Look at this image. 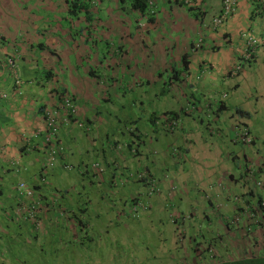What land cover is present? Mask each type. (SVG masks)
Listing matches in <instances>:
<instances>
[{
  "label": "crops",
  "instance_id": "crops-1",
  "mask_svg": "<svg viewBox=\"0 0 264 264\" xmlns=\"http://www.w3.org/2000/svg\"><path fill=\"white\" fill-rule=\"evenodd\" d=\"M13 1L0 0V5L9 6ZM54 1L60 7L51 5ZM65 1L50 0V5L43 4L33 11L37 26L65 24L61 34L66 41L61 46H71L73 51L57 70L50 71L54 68L53 58L43 57L39 51L43 38H49L53 31L44 30L42 35L31 30L25 32L24 38L8 15L0 22V264H9L4 251L10 253L40 238L45 242L38 243L40 250L46 244L55 252L63 250V243L69 239L83 248V240H92L98 223L105 226V233L110 232L111 225L124 229L130 226L131 230L144 233L157 223L169 221L171 232L176 230V234L180 226H186L184 238L189 241L190 250L196 244L207 243L202 247H209L214 254L216 250L222 251L221 255L227 258L247 257L253 251H261V231L256 228L251 239L242 225L235 227L231 223L243 205L234 203L233 198L246 204L256 194L249 188L253 180L248 173L251 166L246 168L247 165L255 161L263 169L264 164L255 150L258 137L250 125V112L242 101L230 103L226 93L229 89L240 94L245 79H230L246 75L248 69L264 59V16L251 17L254 0H235V13L216 29L212 20L221 11V0L192 1L193 8L202 13L200 20L180 4L187 0H156L151 11L155 12L154 22L136 12L121 11L116 0H91L96 7L88 10L87 15L84 12L74 18ZM21 6L18 10L26 9ZM116 16L117 21L113 20ZM177 24L181 25L180 30L173 29ZM159 25L167 33H175L180 40L177 45L186 53L174 54L178 50L175 42L151 35ZM87 27L93 28L92 36L82 32ZM116 27L122 37L128 34L132 42H123L122 38L109 57L96 52L104 49L105 35L110 41V32ZM250 37L257 41L252 60L243 64L240 72L228 76L241 60ZM139 42L142 48L135 47ZM143 48L148 52L143 54ZM184 54L189 57L187 72L171 73L173 68L181 70ZM128 56L124 62L123 58ZM84 59L87 61L82 62ZM65 63H70V67L65 68ZM164 76L169 81L159 84V78ZM131 80L134 81L129 89L140 87L141 96L130 105L132 108L120 106L130 110L128 121H112L115 110L110 113V100L125 95V83ZM81 83L84 85L80 86ZM101 87L113 93L100 98L107 105L103 110L93 111L89 105L95 102L94 95L88 89L96 93ZM65 97H70L75 107L69 118L60 109ZM239 111L249 115H240ZM169 112H182L179 128L174 131H167L162 120H156L158 114ZM226 114L229 118H225ZM50 120L56 133L48 147L61 148L57 154L61 156L45 169L50 150L44 140ZM187 120L192 124H186ZM205 120L214 123L209 127L214 126L211 136L239 147L246 145L232 143L234 133L240 125L249 127L255 158L248 157L249 151L236 154L231 149L223 157L225 162H219L218 156L217 164H206L210 171L198 169L193 177L178 179L188 165L201 159V143L206 142L195 124L206 123ZM128 143H133L137 152L128 149ZM93 162L101 168V172L94 171L95 176L86 170ZM227 163L233 168H227ZM139 174L156 183L158 193L149 197L145 181L137 177ZM255 177L259 178L256 174ZM21 183L33 191L32 197L17 196ZM248 191L253 192L251 197ZM33 211L30 218L29 212ZM190 256L188 253L187 258ZM22 257L20 251L18 258Z\"/></svg>",
  "mask_w": 264,
  "mask_h": 264
},
{
  "label": "rangeland",
  "instance_id": "rangeland-1",
  "mask_svg": "<svg viewBox=\"0 0 264 264\" xmlns=\"http://www.w3.org/2000/svg\"><path fill=\"white\" fill-rule=\"evenodd\" d=\"M49 1L50 0H41V2L40 0H14L11 4H9V6L0 5V15L2 16L0 22L3 21L2 18H4V15H8L7 17L14 21L13 25L17 28L19 35H22L24 38H26L27 36L25 32L30 33L31 30L35 33L44 30L47 31L48 29L53 31V34L49 38L44 37V40H42L48 50L42 51L41 54L43 55V57L50 58L49 54L55 47L58 51L62 50L61 42H65L66 38L63 34H61L64 30L65 24L60 23L61 27H59V22L56 24V26H53V23H50V27L41 25L37 26V18L35 17L33 11L37 10V7L43 4L50 5ZM19 5H22L21 7H26V9L23 11L18 10ZM114 19L115 21H117L118 16L113 18V20ZM57 20H60L59 16H57ZM7 22L8 20L6 19L5 24ZM52 26L53 28H51ZM180 26V24H177L173 29L180 30ZM75 30L78 31L79 27L75 28ZM89 30H91V28L87 27V29L82 32L88 33L92 31ZM41 34L45 35L43 34V32H41ZM64 34L66 35V33ZM153 34L155 38L160 39L161 37L163 41L166 40L175 42L176 45L180 42V40H178L175 36L174 32L167 33L164 27H162L161 25H159V27L155 31H151V35ZM89 35L92 36L93 34L91 33ZM31 37L32 39H35L34 35H31ZM67 37L70 38L72 36L68 35ZM122 38L123 42H132L128 34L122 37V34L118 31V27L113 28L110 32V41L109 38H107V36L105 35V42L103 43L104 49L97 50L96 52L107 54L109 57L113 53L114 47L120 44ZM134 39L137 40V38ZM162 40L159 43H161ZM36 42L37 41H34V45L36 44ZM69 43H72V41H70ZM75 43H78L77 39H75ZM107 44L109 46L108 51L106 52L105 48L107 47ZM135 47L142 48L141 43H137ZM177 49V51H173L174 54H177L179 51L183 53H186L187 51L180 44L177 45ZM69 52L72 53L71 46L65 48L63 53L59 52L58 57L60 58V55L63 57L61 59V62H64L65 57ZM142 52L144 54L148 52V49L143 48ZM142 52L139 51L140 55ZM132 53L133 50L131 51V54ZM147 54H145L144 56H146ZM99 57L100 59H108V57L106 56ZM129 58L130 56L124 57L123 61L125 62V59ZM54 59L55 58H53V60ZM56 61L58 62V60ZM86 61L87 59L82 60V62ZM88 64L86 65L87 68ZM90 66L91 68H95L94 65L90 64ZM64 67L69 68L70 63H65ZM76 77L77 76H75V78ZM88 79L91 81L93 80L92 78ZM242 79H245V84L244 86H242L240 94L229 89L226 90V93L228 94L230 103L242 101L245 109L250 112V125L251 127H253L255 135L258 137L255 150L258 151L261 158H264V59L259 64L254 65L250 69H248L246 75L238 76L237 78L230 80L231 82H235L241 81ZM133 81L134 80H131L130 82L128 81L127 84L125 83V95H121L122 90L120 91V93H118L119 96H122L120 99H116L114 97L111 98L110 103L113 109L110 110V113L112 110L115 111L114 114H112L110 120L115 121L116 119H121V121L123 122L128 121L127 116L130 114V110H124L120 108V106H127L128 108H132L130 107V105H132V103L136 99L140 98L141 92L143 90L140 87L136 86H133L132 90H130V83ZM166 81V77L164 76V78L160 79L159 81L161 83H158L165 84ZM159 84L158 90L160 91ZM83 85V83L80 84V86ZM166 89L169 90V88ZM88 91L92 92V94L94 95L93 101L95 102L89 105L92 107L93 111L103 110L107 105L105 106L102 103L101 99H105L108 94L113 93V90L109 91V89L104 87H101V89L96 93L89 89ZM97 107H100V109H98ZM225 118H229V114H226ZM205 122L206 123L203 124H200L198 122L195 124L198 132L203 133L202 138L206 142L201 143V146L203 148L201 159L198 163L188 165L187 171H185L184 173H180L178 175V179L191 178L193 177L194 171L198 169H202L206 172H208V170L210 171L209 168L207 169L206 164H217V158L219 157V162H225L222 161L223 157L232 150L236 154H241L243 151H249L247 154L248 157H252L251 159L255 158V153L251 151L252 146L248 145L239 147L231 145L227 141L225 142L220 139L218 140L216 137L210 135L214 126H211V128L209 127L210 125H214V123L210 120H205ZM209 122L210 124L208 126ZM113 124L116 125L115 122H113ZM186 124H192V122L187 120ZM124 125L125 124H121V126ZM206 127L209 128V132ZM127 128L128 127H125V129ZM124 132L126 133V131ZM126 135L128 136V133H126ZM211 145H213V147H211ZM227 168H233L232 164L227 163ZM259 179H261L262 182L264 181L263 176H259ZM252 180L253 181L250 184L249 188L252 189L254 193H257V195L264 197V188L262 186L255 185L257 178L254 176ZM237 189H239V185L237 186ZM252 200L257 201V196H254ZM170 224L171 223L169 221L167 222V224L157 223L155 226L147 228L144 233H140L136 229L131 230L130 226L128 227V229H124L122 227L116 228L115 226L111 225L109 227L110 232L105 233V226L98 223L94 227V233L91 234L90 238H92V240H83V248H79V246H77V243H74L72 239H69L67 240V243H63L66 245L63 250L55 252L54 250L49 249L48 244H46L45 247L40 250L38 247V243L40 244L43 242V239L40 238L39 241L32 242L28 246H23L21 249L15 248L13 249V251H10V253L6 250L3 254L9 264H19V262L21 261H23L21 264H191L193 261L192 257L189 259L187 258V254L191 252L190 244L186 237L184 238L186 226H180L177 229L178 231L176 234V230L174 231V233L171 232ZM20 251H23L22 258H18V254ZM5 257L1 255V259H5ZM235 257L239 258L240 256Z\"/></svg>",
  "mask_w": 264,
  "mask_h": 264
},
{
  "label": "trees",
  "instance_id": "trees-1",
  "mask_svg": "<svg viewBox=\"0 0 264 264\" xmlns=\"http://www.w3.org/2000/svg\"><path fill=\"white\" fill-rule=\"evenodd\" d=\"M192 1H194V0H187V1H185V4L182 1L180 4L181 5H185L187 7L188 12L191 13L194 16L195 19L200 20L202 18V13H200L199 9L193 8L194 6H192ZM221 1H223V0H221ZM40 2H41V0H40ZM65 2L67 4V6H68V12H69L70 16L74 17V18H76L79 14L84 13V12L87 15V13H88L87 11L88 10H91V9L96 7V6L92 5L91 0H66ZM252 2H253V5H252L253 8H252V12H251V14H252L251 17L264 16V0H254ZM116 3L118 4L119 9L121 11H123V12H125V11H133V12H136V14H138L139 16L146 17L150 22H154V20H155V12L152 13L151 11H153L154 4L156 3V0H116ZM55 4H56V7H60L58 2H55V1L52 2L51 5H55ZM235 5H236V3H235ZM221 10H222V8H221ZM234 13H232V14H234ZM219 14H221V11L219 12ZM96 19L97 18H95V20ZM91 30H89V31H91V32H89V34H91L93 32V28H91ZM40 32H42V31H39V33ZM63 43L65 44V42H63ZM39 45H40L39 51L48 50L43 42H41ZM256 46H257V43H256ZM65 48L66 47L64 45L62 47L61 51H58L55 48L53 50H51V52L49 54L50 59L51 58H55V59L53 60L54 68L52 70H50V71H53L54 69L57 70V68H59V67L62 68V65H63L64 62H61V59L63 57L60 55V58H59L58 54H59V52L63 53ZM253 49H248L247 48L244 51L241 60L237 64H235V66H234V68H232L231 72L227 74L228 76H231L233 73L240 72L241 69L243 68V64L250 63V61L252 60L253 52H254ZM71 50L73 51L72 47H71ZM245 55H249V57L245 58ZM56 60H58V62ZM179 66L182 67V68H180L181 70L176 71L175 68H173V69H170L169 71L171 73H173V72L174 73H179V71L180 72H187L188 67H189V57H188L187 54H184L182 56L181 65H179ZM160 76L162 78L163 74H160ZM175 77L177 78V76H174V79H176ZM159 81H160V78H159ZM168 81H166V83ZM159 83H161V82H159ZM63 92H66V91H63ZM221 105H222L221 102H220V104L218 103V107H220ZM190 109L194 110L195 106L191 105ZM238 113L240 115H245V116L249 115V114L241 112V111H239ZM181 116H182V112L181 113L169 112V113H165L163 116H161V114H158L156 116L157 117L156 120H158V119L160 121L162 120V126L164 128H166L167 131H174V130L179 128L180 121H181ZM163 118H165V120ZM237 129H236V132L234 133V135H235L234 139L231 140L232 143L235 142V143H239L240 145L253 146L254 145V139L252 137L251 131L249 130V127H247L245 125H243V126L240 125L239 127H237ZM243 132H246L248 137L251 138L250 139L251 141H250L249 144H245L244 142H241V139H240L241 135H238V134L239 133H243ZM44 143L46 145L45 147L47 149L51 150V148L48 147V146H50L51 143L46 142V139L44 140ZM128 144H129V146H126L128 149H130V150L133 149L134 152H137L136 151V147H135V145L133 143H128ZM253 163L254 164L247 165L246 168L251 166L250 169H253L255 174L258 177L261 176L262 174H264V166L262 165L263 166V169H262L258 165L257 166L255 165V161ZM260 163L264 164V158H262V160H260ZM93 164H94V162H93ZM93 164H90L89 167L86 170H89V172L92 173L93 176H95L96 173L92 170V165ZM243 172H244V170H243ZM245 174H246V171H245ZM140 180L145 181V185H146V188H147L146 192H147L149 197H151V196L155 195L156 193H158V192H155L153 189H151V185L146 184V182L150 181L149 179H147V175H145ZM21 184H19V185H21ZM18 186H17V188H18ZM252 193L253 192L248 191V194H249L248 196L251 197ZM17 196L20 197V198L23 197V195H20V194H18ZM254 196H257V201H253L251 199L250 201H247L246 204H245V201H244L243 204L245 205V207L249 208L248 211L250 213H253L254 215H256L257 213H261L259 210H257L256 203L262 202L263 199H261L262 197L257 195V193ZM250 202H252L251 207H250ZM34 213H35L34 211H33L32 214L29 212V217L30 218L33 217ZM228 223H229V225L231 224L230 221ZM232 224H235V223H232ZM236 226L240 227L241 225L236 224L235 227ZM238 229H240V228H238ZM260 229L262 231V239H263V240L259 241L261 243V245H262V250H261L262 253H261V251H253L247 257L243 256V257H239V258H229V257L227 258V256L221 255L222 251L216 250V253L214 254L209 247L204 248V247H202V245L196 244V245L193 246V248H191V252H190L191 256H190V258L192 257V259H193L191 264H264V225L263 224H261Z\"/></svg>",
  "mask_w": 264,
  "mask_h": 264
},
{
  "label": "built area",
  "instance_id": "built-area-1",
  "mask_svg": "<svg viewBox=\"0 0 264 264\" xmlns=\"http://www.w3.org/2000/svg\"><path fill=\"white\" fill-rule=\"evenodd\" d=\"M236 1L235 0H223L222 1V10L221 14L218 16L214 17L212 20V27L213 28H220L224 25L225 21L232 15V13L235 12L236 10ZM246 37V35H244ZM247 48L248 49H253L256 46V40L253 39L252 37L247 38ZM249 55H245V58H248ZM17 84H19V81H17ZM62 109L66 115H73L75 113V108L73 106L72 101L70 98L65 97L63 99V105ZM48 134L46 136V142H50L53 138V136L56 133V128L53 125V120H50L48 123ZM241 142H244L245 144L250 143V137L246 134V132L241 133ZM61 152V148H54L49 151L50 157L47 159L46 167L52 166L55 160V157L58 153ZM257 185H262V183L257 182ZM151 189H153L155 192H157V188L155 185L152 183ZM17 193L23 196H31L32 192L27 190L23 184L19 185L17 188ZM238 198L234 197L233 202L237 203ZM245 209L241 211L238 215L233 217L231 219V223L239 224L242 225L245 228V231L247 232L248 235H251L254 227H261V224H264V221L261 219L264 217V201L258 204L257 210H259L261 213H257L254 215L253 213H250L248 210V207H244Z\"/></svg>",
  "mask_w": 264,
  "mask_h": 264
},
{
  "label": "clouds",
  "instance_id": "clouds-1",
  "mask_svg": "<svg viewBox=\"0 0 264 264\" xmlns=\"http://www.w3.org/2000/svg\"><path fill=\"white\" fill-rule=\"evenodd\" d=\"M196 47H199V46H196ZM21 84V82L19 81V84L18 85H20ZM68 98H70V97H68ZM64 99V98H63ZM63 99L61 100V102H62V105H63ZM70 100H71V98H70ZM72 101V100H71ZM72 103H73V101H72ZM62 105L60 106V109L62 108ZM74 106V105H73ZM75 108V107H74ZM62 112L64 113V111H63V109H62ZM64 115H66L65 113H64ZM66 116H68V118H69V115H66ZM67 121H68V119H67ZM89 127H87L86 129H84L85 131H87V129H88ZM46 133V132H45ZM46 136H47V133H46ZM59 156H61V155H56V157H55V159L56 158H58ZM55 161V160H54ZM54 164V163H53ZM53 166V165H52ZM49 167H51V166H49ZM49 167H46V165H45V169H48ZM100 167L98 166V164H96V163H94L93 165H92V170L93 171H99V172H101L100 171ZM248 173L250 174V177L251 178H253L254 176H255V172H254V170L253 169H250V167H249V170H248ZM138 178H140V179H142V176H140V174L137 176ZM257 182H260V183H262V185H257L256 183ZM153 182L152 181H148V184L150 185V184H152ZM154 184V183H153ZM155 185V187L157 188V192L159 191V189H158V187H157V185H156V183L154 184ZM255 185L256 186H262L263 188H264V181L262 182L261 181V179H259V178H257V180H256V182H255ZM26 188V187H25ZM27 189V188H26ZM27 190H29V191H31L32 192V195L31 196H33V191L32 190H30V189H27ZM16 191H17V189H16ZM31 196H27V197H31ZM23 197H26V196H23ZM238 198V197H237ZM264 201V200H263ZM262 201V202H263ZM241 202V203H240ZM237 203L239 204V206H240V204H243V201H237ZM261 202H259V203H256V206L258 207V204H260ZM245 205L243 204L240 208H238V211L239 212H241V211H243L245 208ZM264 212V211H263ZM235 217V216H234ZM233 218V217H232ZM264 218V217H263ZM262 218V221H264V219ZM264 225V224H263ZM258 229V231H261V229H260V227H254V230H253V232H252V234L251 235H248L247 234V236H249L251 239L253 238V235L254 234H256V232H255V229ZM262 232V231H261Z\"/></svg>",
  "mask_w": 264,
  "mask_h": 264
}]
</instances>
